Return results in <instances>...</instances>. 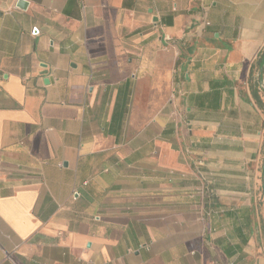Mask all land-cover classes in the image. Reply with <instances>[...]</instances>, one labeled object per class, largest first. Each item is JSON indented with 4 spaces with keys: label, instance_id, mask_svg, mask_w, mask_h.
I'll list each match as a JSON object with an SVG mask.
<instances>
[{
    "label": "crops",
    "instance_id": "crops-1",
    "mask_svg": "<svg viewBox=\"0 0 264 264\" xmlns=\"http://www.w3.org/2000/svg\"><path fill=\"white\" fill-rule=\"evenodd\" d=\"M0 0V264H264V0Z\"/></svg>",
    "mask_w": 264,
    "mask_h": 264
},
{
    "label": "water",
    "instance_id": "water-1",
    "mask_svg": "<svg viewBox=\"0 0 264 264\" xmlns=\"http://www.w3.org/2000/svg\"><path fill=\"white\" fill-rule=\"evenodd\" d=\"M26 5H27V3H26L25 1H23V0H20L19 3H18V6H19L20 8H24ZM259 68H260L261 72L264 71V55H263V57H262V59H261V62H260Z\"/></svg>",
    "mask_w": 264,
    "mask_h": 264
}]
</instances>
